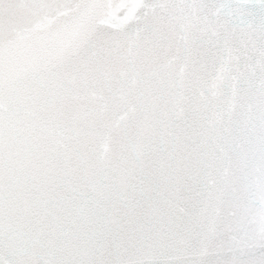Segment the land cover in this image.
Masks as SVG:
<instances>
[{
	"label": "snow or ice",
	"instance_id": "6c2138e0",
	"mask_svg": "<svg viewBox=\"0 0 264 264\" xmlns=\"http://www.w3.org/2000/svg\"><path fill=\"white\" fill-rule=\"evenodd\" d=\"M0 264H264V0H0Z\"/></svg>",
	"mask_w": 264,
	"mask_h": 264
}]
</instances>
